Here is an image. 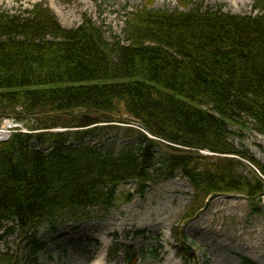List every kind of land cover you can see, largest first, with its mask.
<instances>
[{"label":"trees","instance_id":"trees-1","mask_svg":"<svg viewBox=\"0 0 264 264\" xmlns=\"http://www.w3.org/2000/svg\"><path fill=\"white\" fill-rule=\"evenodd\" d=\"M154 2L126 13L123 39L113 41L87 17L62 27L43 3L0 12V118L20 107L38 116V129H74L17 133L0 146V226L16 222L10 229L27 241L30 258L42 249V227L106 217L124 184L134 185L121 194L130 202L162 180L186 179L187 218L217 195H243L260 211L252 206L264 180L225 156L264 177V164L233 142L247 121L264 136V0H253L254 15L205 0H175L173 9ZM83 114L105 125L77 129ZM114 130L126 140L117 151L86 143ZM174 240L183 259L194 257L181 228ZM146 255L129 248L125 262ZM0 264L17 261L0 254Z\"/></svg>","mask_w":264,"mask_h":264},{"label":"rangeland","instance_id":"rangeland-1","mask_svg":"<svg viewBox=\"0 0 264 264\" xmlns=\"http://www.w3.org/2000/svg\"><path fill=\"white\" fill-rule=\"evenodd\" d=\"M244 1V6L236 0H205V4L235 15L254 14L253 0ZM36 3L47 6L64 28H75L84 17L90 18L106 39L113 41L123 39L126 13L140 7L144 0H0V12H25ZM175 5V0L154 2L158 9H173ZM250 123L246 122L247 129L235 130L234 145L264 164V136L250 130ZM86 143L117 151L126 140L114 130ZM239 170L249 177L253 171L247 162ZM133 188L132 184L120 187V202L105 218L64 225L54 231L40 229L36 241L42 250L33 258L28 255L27 241L9 230L15 224L5 223L0 226V254L13 255L17 264H92L101 254L105 256L101 264H125L124 253L133 248L147 251L137 264H186L179 258L173 239L181 223L195 254L188 264H245V260L264 264V197L261 204L252 206L260 209L254 213L243 195H217L184 223L192 195L186 179L177 176L162 180L143 197L134 196L124 202L121 194ZM199 224L204 229L195 230Z\"/></svg>","mask_w":264,"mask_h":264},{"label":"water","instance_id":"water-1","mask_svg":"<svg viewBox=\"0 0 264 264\" xmlns=\"http://www.w3.org/2000/svg\"><path fill=\"white\" fill-rule=\"evenodd\" d=\"M98 122V118L91 115H83L79 120L81 127H90Z\"/></svg>","mask_w":264,"mask_h":264},{"label":"bare ground","instance_id":"bare-ground-1","mask_svg":"<svg viewBox=\"0 0 264 264\" xmlns=\"http://www.w3.org/2000/svg\"><path fill=\"white\" fill-rule=\"evenodd\" d=\"M236 2L239 3L241 6H244L245 3H246L244 0H236ZM201 226H202V224H199V225L195 226L194 229L195 230H198V229H201L202 230V229H204ZM100 256L94 262H92V264H98L99 263V260L98 259L100 258Z\"/></svg>","mask_w":264,"mask_h":264}]
</instances>
